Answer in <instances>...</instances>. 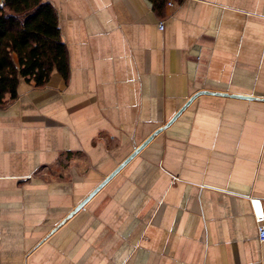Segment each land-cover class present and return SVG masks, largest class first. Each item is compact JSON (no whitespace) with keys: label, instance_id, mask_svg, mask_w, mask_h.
<instances>
[{"label":"crops","instance_id":"0c3cea01","mask_svg":"<svg viewBox=\"0 0 264 264\" xmlns=\"http://www.w3.org/2000/svg\"><path fill=\"white\" fill-rule=\"evenodd\" d=\"M46 1L68 71L0 105V264H264V0Z\"/></svg>","mask_w":264,"mask_h":264},{"label":"trees","instance_id":"16d2710c","mask_svg":"<svg viewBox=\"0 0 264 264\" xmlns=\"http://www.w3.org/2000/svg\"><path fill=\"white\" fill-rule=\"evenodd\" d=\"M15 55V57H14ZM68 71L56 13L46 0H0V105L17 97L20 78L44 85Z\"/></svg>","mask_w":264,"mask_h":264},{"label":"water","instance_id":"95a60500","mask_svg":"<svg viewBox=\"0 0 264 264\" xmlns=\"http://www.w3.org/2000/svg\"><path fill=\"white\" fill-rule=\"evenodd\" d=\"M203 92H208L206 90H204ZM192 99V98H191ZM180 114V112L176 113L167 123L166 125L172 123L177 116ZM164 126L159 127L158 129H156L152 134H150L141 144H139L138 146H135L133 152L131 154H129L122 162H120V164H118L108 175L107 177L100 182L69 214V216H71L74 212H76L78 209H80L81 207H83V205L93 196L95 195L100 188L109 180L111 179V177H113L120 169L123 168V166H125L142 148H144L150 141L151 139L158 134L163 128Z\"/></svg>","mask_w":264,"mask_h":264},{"label":"built area","instance_id":"2783aa9c","mask_svg":"<svg viewBox=\"0 0 264 264\" xmlns=\"http://www.w3.org/2000/svg\"><path fill=\"white\" fill-rule=\"evenodd\" d=\"M172 0L168 1V4L171 5ZM160 29L164 28V21L161 20L158 23ZM264 98V96H263ZM253 209H254V216L257 222V235L260 241H264V212L261 210L258 201L252 199L251 200Z\"/></svg>","mask_w":264,"mask_h":264}]
</instances>
